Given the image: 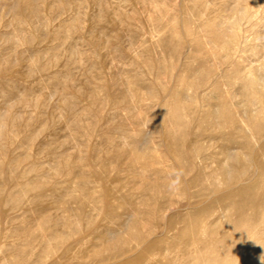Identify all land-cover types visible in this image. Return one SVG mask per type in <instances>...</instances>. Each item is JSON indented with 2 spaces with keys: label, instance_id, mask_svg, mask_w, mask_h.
<instances>
[{
  "label": "rangeland",
  "instance_id": "obj_1",
  "mask_svg": "<svg viewBox=\"0 0 264 264\" xmlns=\"http://www.w3.org/2000/svg\"><path fill=\"white\" fill-rule=\"evenodd\" d=\"M260 73L264 0H0V264H264Z\"/></svg>",
  "mask_w": 264,
  "mask_h": 264
},
{
  "label": "bare ground",
  "instance_id": "obj_2",
  "mask_svg": "<svg viewBox=\"0 0 264 264\" xmlns=\"http://www.w3.org/2000/svg\"><path fill=\"white\" fill-rule=\"evenodd\" d=\"M235 29H237V26L236 25H233L232 27H230V30L231 31H235ZM219 35L222 36V34H219ZM229 43H231L230 44L231 45V48H230L229 51L226 52V58L227 59H229L230 57L233 58L234 55L236 56L237 49H238L237 47H239L238 42L230 41ZM244 81H245V84H244L245 89H247L248 91L249 90L251 91L253 88L261 87V84L264 83V78L261 77V73H260V74L255 75L252 79H245ZM250 103L253 106H256L257 105V107L258 106L260 107L258 110H256L257 113L259 111H261V99L259 97H256L255 96V98H253V99L250 100ZM256 120L257 119H255V117H254V119H251V118H249L247 116H244L243 118H241V123L247 125V122L248 121H252V122L254 121V122H256ZM188 157H189V160H191V161H193V160H195V159L198 158L196 152H192V153L190 152V153H188ZM229 158L231 160H233V161H236V159H237L236 156H233V155H230ZM235 189H237L236 190L237 191V194H236V197L237 198H243V197L247 196L248 195V192L250 190L248 187H244L242 185H239V187H237V188H235V187L233 188L232 185L230 186V191H234ZM233 197H235V196H233ZM227 198H231V194H229L227 196ZM227 200H230V199H224L223 202H226ZM221 201H222V199H221ZM168 230H169V228L167 227L166 228V231L168 232ZM250 234H253V233L251 231H246L245 233H243V235H245V236H249ZM128 253H130V251H127V250L126 251H120V256L126 258L127 255H128ZM226 260H227V257L225 255L224 256H218L216 258H212L211 260L209 259V260L204 261L203 264H226L227 263ZM241 260H242V258H241ZM241 262H242L241 264H247L244 260L241 261Z\"/></svg>",
  "mask_w": 264,
  "mask_h": 264
}]
</instances>
